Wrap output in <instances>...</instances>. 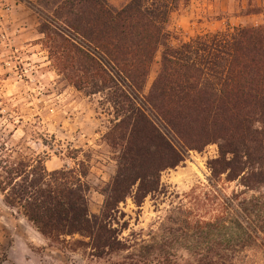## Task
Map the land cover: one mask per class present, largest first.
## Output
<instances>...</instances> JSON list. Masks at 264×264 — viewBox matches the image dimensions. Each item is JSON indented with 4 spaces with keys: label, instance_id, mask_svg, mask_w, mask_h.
<instances>
[{
    "label": "trees",
    "instance_id": "1",
    "mask_svg": "<svg viewBox=\"0 0 264 264\" xmlns=\"http://www.w3.org/2000/svg\"><path fill=\"white\" fill-rule=\"evenodd\" d=\"M177 1L130 0L115 8L107 0H52L53 17L42 23L57 73L109 110L103 138L115 154L116 173L100 213L92 214L87 171L49 172L43 158L14 159L0 146V194L49 246L81 253L86 264H232V249L198 246L210 236L264 233L248 221L264 213V196L239 198L264 189V25L173 44L167 29ZM209 145L218 152L207 163L211 186L236 182L244 190L225 199L212 221L187 224L188 233L172 224L148 240L134 233L122 238L114 227L119 205L131 199L141 207L160 191L162 173Z\"/></svg>",
    "mask_w": 264,
    "mask_h": 264
},
{
    "label": "rangeland",
    "instance_id": "2",
    "mask_svg": "<svg viewBox=\"0 0 264 264\" xmlns=\"http://www.w3.org/2000/svg\"><path fill=\"white\" fill-rule=\"evenodd\" d=\"M107 1L121 8L130 0ZM53 10L52 0H0V146L5 147L2 154L10 153L14 159L43 158L49 172L77 166L87 171L89 209L99 214L104 191L116 173L115 154L103 138L112 117L99 96L76 91L57 73L40 32ZM260 25H264V0H178L167 31L176 44L199 34ZM159 60L160 52L144 93ZM217 156L215 145L189 152L179 166L162 173L160 191L141 207L131 199L121 203L114 223L121 237L134 233L137 240H148L172 224L188 233L187 224L217 218L225 199L244 190L236 182L211 186L207 163ZM252 196H264V189L244 191L239 198ZM258 216L249 223L264 227V213ZM219 232L223 234V229ZM206 241L198 247L232 249L236 253L232 264H264V233L210 236ZM84 257L49 246L22 215L3 204L0 194V264H86Z\"/></svg>",
    "mask_w": 264,
    "mask_h": 264
}]
</instances>
